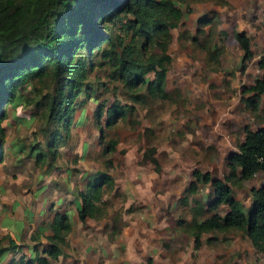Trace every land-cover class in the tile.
<instances>
[{"label":"clouds","instance_id":"1","mask_svg":"<svg viewBox=\"0 0 264 264\" xmlns=\"http://www.w3.org/2000/svg\"><path fill=\"white\" fill-rule=\"evenodd\" d=\"M262 193L264 0H0V264H264Z\"/></svg>","mask_w":264,"mask_h":264},{"label":"trees","instance_id":"2","mask_svg":"<svg viewBox=\"0 0 264 264\" xmlns=\"http://www.w3.org/2000/svg\"><path fill=\"white\" fill-rule=\"evenodd\" d=\"M77 19H81L84 20L85 23V32L89 35L90 38L95 36V32L93 29V25H92V20H91V15L88 11H81L80 13L77 14ZM71 46V42L69 43L68 47ZM255 89H246V91H254ZM262 200H264V193L261 194L260 197Z\"/></svg>","mask_w":264,"mask_h":264}]
</instances>
